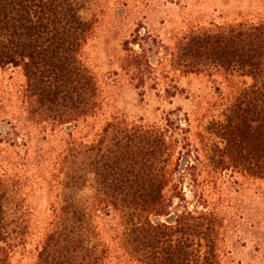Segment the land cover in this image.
Instances as JSON below:
<instances>
[{
	"label": "trees",
	"instance_id": "1",
	"mask_svg": "<svg viewBox=\"0 0 264 264\" xmlns=\"http://www.w3.org/2000/svg\"><path fill=\"white\" fill-rule=\"evenodd\" d=\"M84 6L85 0H0V68L22 69L24 98L31 108H40L32 113L39 122L47 118L53 125L77 126L101 116L98 83L81 59L92 30L83 17ZM133 42L141 52L132 51L127 62L135 67L131 73L145 82L142 63L150 61L141 41ZM169 56L185 74L204 70L189 66L210 63L252 81L238 89L220 118L203 131L220 140L210 139L214 168L264 180V26L193 33ZM184 131L181 122L170 117L163 126L130 125L112 118L95 140L70 149L66 160L71 157L74 164L62 173L61 211L37 264H119L122 258L137 264H221L222 222L216 214L195 209L178 213L173 222L160 220L171 214L164 193L176 172L184 178L186 171L197 169L190 160L183 166L184 152L175 160ZM176 197L185 200L182 193ZM7 199L0 178V264H11L23 236L8 217ZM103 208L117 213L121 221L122 231H114L110 241L94 220V213Z\"/></svg>",
	"mask_w": 264,
	"mask_h": 264
},
{
	"label": "rangeland",
	"instance_id": "2",
	"mask_svg": "<svg viewBox=\"0 0 264 264\" xmlns=\"http://www.w3.org/2000/svg\"><path fill=\"white\" fill-rule=\"evenodd\" d=\"M83 17L92 30L81 59L98 83L103 104L99 119L77 126L53 125L47 118L37 121L32 113L40 108L25 101L22 69L0 68V178L8 190V217L23 234L11 264L38 263L39 251L61 211L62 173L74 164L71 157L66 160L70 149L95 140L112 118L130 125L163 126L168 117L186 129L179 137L185 141L182 149L176 147L175 160L184 152L183 166L190 160L197 169L186 171L184 178L176 172L164 193L171 214L160 220L173 222L186 210L213 212L222 222L220 263L264 264V180L214 168L209 160L213 137L203 131L220 118L238 89L252 81L230 76L210 63L189 66L204 70L185 74L169 56L193 33L264 26V0H85ZM135 39L150 61L142 63L145 82L131 73L135 67L127 62L132 51L141 52L133 44ZM214 141L220 142L216 137ZM194 172L195 177H190ZM84 193L94 194L88 189ZM178 193L185 200L177 198ZM104 209L94 213V220L109 240L122 226L117 213ZM118 262L137 264L127 258Z\"/></svg>",
	"mask_w": 264,
	"mask_h": 264
}]
</instances>
